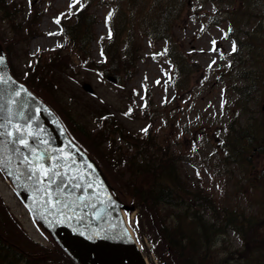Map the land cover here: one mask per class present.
Masks as SVG:
<instances>
[{"label":"rangeland","instance_id":"1","mask_svg":"<svg viewBox=\"0 0 264 264\" xmlns=\"http://www.w3.org/2000/svg\"><path fill=\"white\" fill-rule=\"evenodd\" d=\"M16 1L15 16L0 20V42L8 46L13 74L24 78L31 74L35 59L48 63L51 53L69 47V36L63 29L65 25L76 24V15L87 0H79L71 8L74 0ZM129 1L93 0L87 10V16L94 19L95 40L88 49L95 63L104 60L101 40L110 37L108 23L116 4L125 3L123 8L128 10ZM181 2L183 11L172 26L171 36L176 50L185 57V72L181 74L174 65L166 40H150L142 34L136 38L140 59L131 79L111 82L108 77L113 75L103 77L93 70L88 73L79 66L80 61L71 57L78 69L62 72L58 80L74 99L62 90L56 91V97H50L65 117L67 111L88 130L97 126L88 110L100 106L115 113L119 121L134 131L142 132L143 126L151 124L156 140L183 157L188 178L202 182L221 208L237 209L248 217H262L264 188L255 178L264 174V58L260 50L249 49L248 38L256 35L258 23L264 21V4L258 0ZM135 3L148 7L151 1L133 0L132 4ZM31 8L36 10V17L32 24L28 23L30 35L7 41L12 37L10 23L19 29L23 27L25 32ZM131 22L139 25L138 17ZM67 52L69 48L63 50ZM239 132L246 135L253 132L260 151L254 153L253 147H248L242 156L229 145ZM0 196L33 240L53 246L1 168ZM122 215L133 236L127 215L124 212ZM147 246L151 248L149 243ZM242 247L240 236L230 227L219 237L217 248L221 255ZM143 256L146 264H150ZM151 256L154 264H162L156 255Z\"/></svg>","mask_w":264,"mask_h":264},{"label":"trees","instance_id":"2","mask_svg":"<svg viewBox=\"0 0 264 264\" xmlns=\"http://www.w3.org/2000/svg\"><path fill=\"white\" fill-rule=\"evenodd\" d=\"M150 1L146 7L132 4L130 0L128 10L123 8L125 3L116 4L109 21L111 38L102 42L105 60L95 63L88 49L95 39L94 19L86 14L93 0H87L84 10L76 15V24L65 25L71 51L66 54L63 50L56 51L47 59L48 63L40 61L33 74L20 81L55 112L70 138L95 164L124 207L135 239L150 264H154L151 253L162 264H264V215L253 218L237 209L221 208L202 182L188 178L183 157L156 140L151 124L143 126L142 132L134 131L119 121L115 113L100 106L88 110L89 117L97 123L88 130L64 110L65 117L50 97H56V91L62 90L74 99L58 80L62 72L78 69L71 58L73 54L84 69L98 71L103 77L113 75L118 81L131 79L140 59L136 38L142 34L150 40H167L170 58L181 74L185 72V57L176 50L171 36L172 26L183 11L182 2ZM255 1L248 0V3ZM258 1L264 4V0ZM16 7L13 1L0 0V19L13 18ZM35 13L36 10L31 12L27 20L26 33L11 23L12 37L7 41L26 38L32 32L30 24ZM137 17L139 25L134 26L131 21ZM255 32L256 35L248 38V47L260 50L264 58V21L258 23ZM2 47L8 54L7 44L2 43ZM248 135L239 132L229 143L242 156L248 143L255 139L254 134ZM33 217L42 231L48 233L53 246L33 241L0 196V264H76L40 218ZM229 227L240 236L243 247L221 255L217 248L219 237ZM146 242L151 244L150 249Z\"/></svg>","mask_w":264,"mask_h":264},{"label":"water","instance_id":"3","mask_svg":"<svg viewBox=\"0 0 264 264\" xmlns=\"http://www.w3.org/2000/svg\"><path fill=\"white\" fill-rule=\"evenodd\" d=\"M0 57H3L1 48ZM0 76L8 81L0 82V105L3 106L0 124L14 133L18 126L30 134L16 135L28 141L27 148L34 154L36 164L60 173V176L52 177L54 183L49 180L43 183L44 189L52 194L54 203L57 192L60 193L59 205L56 208L49 206V218L33 207L32 210L54 231L78 264H145L120 214L122 206L95 166L70 141L53 112L10 75L4 57ZM17 92L19 95H14ZM9 119L11 124H8ZM37 156L43 159L37 161ZM77 184L79 187H75ZM64 204H71L75 213L64 208Z\"/></svg>","mask_w":264,"mask_h":264},{"label":"bare ground","instance_id":"4","mask_svg":"<svg viewBox=\"0 0 264 264\" xmlns=\"http://www.w3.org/2000/svg\"><path fill=\"white\" fill-rule=\"evenodd\" d=\"M43 27H47V23H43ZM12 131V130H10ZM20 138L15 134L14 136H3L0 137V155H2V166L3 170L12 173L8 181L11 184L12 188L17 191L21 190V194L25 198V202L29 207H33L36 211L38 210L43 216L49 218L50 210L49 205L47 204V196L44 191L43 184L36 183V178L29 179L31 174L30 165L27 163V160L35 163L34 154L24 147L23 144L17 143L16 141ZM19 149V151H16ZM19 177V179H17ZM15 178V179H14ZM17 181V184L14 182ZM16 184V185H14ZM130 232V230L128 229ZM131 233V232H130Z\"/></svg>","mask_w":264,"mask_h":264},{"label":"snow or ice","instance_id":"5","mask_svg":"<svg viewBox=\"0 0 264 264\" xmlns=\"http://www.w3.org/2000/svg\"><path fill=\"white\" fill-rule=\"evenodd\" d=\"M75 3H79V0H74V4L70 5L69 7H73L75 5ZM81 7H83V5H81ZM111 17V13L109 14V18ZM57 23H59V19H57L56 21ZM213 45H214V48L213 50L215 51V41H213ZM236 50V47H235V44H233V51ZM3 63V57H0V64ZM0 82L2 83H7V79L3 76H0ZM14 95H19V92L17 93H14ZM2 105H0V109H2ZM12 121L11 119L8 120V124H11ZM15 134H21V137H23L24 135H30V134H26L23 132V130L20 128V127H15V133L13 131H10V130H6V125L4 124H0V137H3V136H14ZM17 143H21L23 144L24 147H29V143L26 139H19L16 141ZM16 151H19V149H16ZM2 155H0V164H2ZM43 159V157L41 156H37L36 157V160L39 161ZM49 159H51V157H49ZM25 160L27 161V163L30 165V168H31V174L29 176V179H32V178H36V183L38 184H43L44 183V180H49L50 183H54L55 180L52 179V177H58L60 176V173L59 172H56L54 169H51L49 167H45V165L43 164H34L33 165V162L30 161V160H27V158H25ZM57 167H60L59 164H57ZM9 175H12L11 172H9ZM17 179H19V177H17ZM75 187H79V185H75ZM89 187H91V185H89ZM40 191H44L45 194L48 195V200H47V204L52 207V208H56L57 205H59L60 201H59V192H57V200L56 202L54 203L53 200H52V194L50 192H47L45 189H40ZM60 191H63V189H61ZM81 200L83 199L82 197L80 198ZM64 208H68L73 214L75 213V209L72 207L71 204H64L63 205ZM94 207V205H93Z\"/></svg>","mask_w":264,"mask_h":264},{"label":"flooded vegetation","instance_id":"6","mask_svg":"<svg viewBox=\"0 0 264 264\" xmlns=\"http://www.w3.org/2000/svg\"><path fill=\"white\" fill-rule=\"evenodd\" d=\"M254 152H255V153H256V152L258 153V152H259L258 148H255V149H254Z\"/></svg>","mask_w":264,"mask_h":264}]
</instances>
